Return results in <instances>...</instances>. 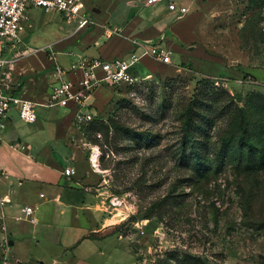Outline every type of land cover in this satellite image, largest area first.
<instances>
[{
    "label": "rangeland",
    "instance_id": "rangeland-1",
    "mask_svg": "<svg viewBox=\"0 0 264 264\" xmlns=\"http://www.w3.org/2000/svg\"><path fill=\"white\" fill-rule=\"evenodd\" d=\"M127 1L86 0L93 28L102 20L121 28L88 55L110 59L129 49L125 25L148 5ZM169 3L188 9L180 27L197 35L192 50L171 48L172 65L144 59L134 86L98 88L86 111L93 121L83 134L74 128L76 140L100 147L106 192L125 218L118 232L136 255L109 264H264V0L161 4ZM102 4L96 17L92 7ZM30 16L35 29L25 42L51 61L54 42L77 25L57 13ZM197 48L203 61L192 55ZM48 110L56 122L69 112Z\"/></svg>",
    "mask_w": 264,
    "mask_h": 264
},
{
    "label": "crops",
    "instance_id": "crops-1",
    "mask_svg": "<svg viewBox=\"0 0 264 264\" xmlns=\"http://www.w3.org/2000/svg\"><path fill=\"white\" fill-rule=\"evenodd\" d=\"M126 4L138 8L133 0ZM146 7L147 13L133 14L125 25L130 41L125 53L110 59L87 54L92 43L100 44L103 39L108 42L121 32V28L102 20L98 28L78 33L67 29L65 37L54 42L58 63L67 67L61 57L70 65L75 55L112 60L139 49L136 41L146 46L162 44L170 50L194 43L197 35L180 27L187 15L179 18L165 4ZM103 9V4L92 7L96 17ZM32 23L31 31L35 29L33 18ZM108 30L112 32L109 37ZM168 33L177 37L176 43L168 38ZM73 45L81 52L67 51ZM200 50H193L196 53L192 55L203 61L204 52ZM51 66L45 51L29 55L17 66L16 83L22 87L17 95L36 104L38 119L24 126L18 107H13L8 113V130L0 141V200H9L0 206V264L5 255L13 264H109L113 257L136 260L130 244L118 232L125 218L118 220L115 200L106 192L108 177L101 164L99 170H93L90 164L94 145L76 140V113L67 109L66 116L56 122L44 106L55 82L50 75ZM94 97L95 94L90 101ZM67 168H75L76 175L66 176ZM25 207L34 209L31 216L25 214ZM115 237L117 241L113 240Z\"/></svg>",
    "mask_w": 264,
    "mask_h": 264
},
{
    "label": "built area",
    "instance_id": "built-area-1",
    "mask_svg": "<svg viewBox=\"0 0 264 264\" xmlns=\"http://www.w3.org/2000/svg\"><path fill=\"white\" fill-rule=\"evenodd\" d=\"M166 2L167 0H145L148 6ZM168 9L179 18L188 14L186 7L175 3H169ZM33 10L63 15L67 23L77 25L76 33L95 25L87 13L86 0H0V141L8 130V113L13 107H18L19 118L26 125L34 124L38 119L36 104L17 95V91L22 87L16 83L18 63L29 55L40 52L31 49L25 42V34L33 27L30 16ZM110 34L112 32L108 30L107 37ZM134 44L140 50L135 49L112 60L77 57L78 59H74L68 67L59 64L53 53L51 61L55 62V65L50 75L55 82L44 106L75 112V129L79 134H83L84 126L93 121V115L86 111L98 88L134 86L137 82V66L146 58L164 65H172V51L167 46H146L137 41ZM98 136L101 137L100 134ZM101 156L100 147L92 146L89 161L93 170L99 168L96 167V159L100 161ZM64 173L66 176H75L76 170L67 168ZM7 203V199L0 200L1 207ZM113 206L118 210L116 202H113ZM24 212L31 216L34 209L25 207ZM1 263L13 264L7 255L1 259Z\"/></svg>",
    "mask_w": 264,
    "mask_h": 264
},
{
    "label": "trees",
    "instance_id": "trees-1",
    "mask_svg": "<svg viewBox=\"0 0 264 264\" xmlns=\"http://www.w3.org/2000/svg\"><path fill=\"white\" fill-rule=\"evenodd\" d=\"M247 146H249V149L251 150L250 144H242V146H241V147H242V149H243V148H245V147H247ZM225 149H227V145H224V146H223V148H222L221 152H224V151H226ZM260 163H261V164H263V163H264V157H262V156L260 157L259 164H260ZM263 227H264V226H263Z\"/></svg>",
    "mask_w": 264,
    "mask_h": 264
},
{
    "label": "bare ground",
    "instance_id": "bare-ground-1",
    "mask_svg": "<svg viewBox=\"0 0 264 264\" xmlns=\"http://www.w3.org/2000/svg\"><path fill=\"white\" fill-rule=\"evenodd\" d=\"M98 160L96 159V167H99V164H98ZM98 170H99V168H98ZM99 172V171H98Z\"/></svg>",
    "mask_w": 264,
    "mask_h": 264
},
{
    "label": "water",
    "instance_id": "water-1",
    "mask_svg": "<svg viewBox=\"0 0 264 264\" xmlns=\"http://www.w3.org/2000/svg\"><path fill=\"white\" fill-rule=\"evenodd\" d=\"M94 11L97 12V13L99 12V10H96V9Z\"/></svg>",
    "mask_w": 264,
    "mask_h": 264
}]
</instances>
